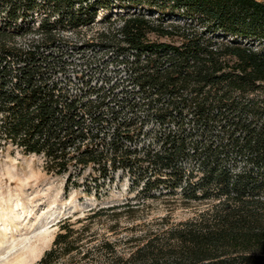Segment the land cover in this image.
Here are the masks:
<instances>
[{
    "label": "trees",
    "instance_id": "obj_1",
    "mask_svg": "<svg viewBox=\"0 0 264 264\" xmlns=\"http://www.w3.org/2000/svg\"><path fill=\"white\" fill-rule=\"evenodd\" d=\"M113 7L121 12L107 19L101 45L119 51L135 85L127 104L145 109L157 133H133L132 120L108 130L102 102L51 82L53 65L40 52L57 42L59 27L88 26ZM30 33L40 39L20 46L17 36ZM263 89L264 0H0V147L43 155L60 176L90 167L97 188L122 171L142 183V194L165 187L159 197L206 206L113 264H264ZM152 134L158 143L136 144ZM72 226L63 222L39 264L82 253L69 240Z\"/></svg>",
    "mask_w": 264,
    "mask_h": 264
},
{
    "label": "rangeland",
    "instance_id": "obj_2",
    "mask_svg": "<svg viewBox=\"0 0 264 264\" xmlns=\"http://www.w3.org/2000/svg\"><path fill=\"white\" fill-rule=\"evenodd\" d=\"M119 12L121 10L114 7L109 11L100 10L95 22L88 26L59 27L57 42L44 46L40 52L53 65L49 72L51 82L72 94L102 102V112L107 113L110 121L105 125L111 128L108 130L132 120L133 133L139 134L141 130L143 134L157 133L161 127L145 109L138 111L127 104L133 98L135 85L128 67L120 62L119 51L101 45L100 34L111 26L107 19L119 18ZM42 16L34 20L35 28L39 27ZM120 23L117 20L113 27ZM36 38L40 36L23 34L17 36L16 41L28 48L30 40ZM260 96L264 98V89ZM113 112L118 115L117 123L112 120ZM141 135L136 140L141 147L142 141L146 145L157 142L153 134ZM70 173L74 177L68 185ZM112 176V180H101L97 188L94 180L99 173L90 167L71 168L69 173L60 176L47 170L43 155L26 154L11 143L0 147V264L19 261L39 264L46 252L54 248L58 235L65 232L62 225L68 218L74 230L69 240L75 241L82 253L75 251L63 256L61 264H77L88 251L89 258L81 264H113L116 257H128L154 230L163 229L168 223L189 220L206 207L204 203H188L182 196L159 197L160 192L168 191L165 187L142 194V183H134L130 175L122 171ZM183 192L178 190L179 195ZM151 194L157 197L146 198ZM129 202L142 205L124 206ZM111 207L115 208L108 210ZM93 209L106 210L88 219ZM53 215L58 216V220L48 225ZM51 236L52 242L34 259L35 250L44 238ZM107 244L114 247V256L108 254Z\"/></svg>",
    "mask_w": 264,
    "mask_h": 264
},
{
    "label": "bare ground",
    "instance_id": "obj_3",
    "mask_svg": "<svg viewBox=\"0 0 264 264\" xmlns=\"http://www.w3.org/2000/svg\"><path fill=\"white\" fill-rule=\"evenodd\" d=\"M58 220V216L53 215L52 219L50 222H48V225H51L53 223H55ZM52 237H47L44 238V241L42 242V244L40 246H38V248L35 250V255H34V259L38 258L39 256H41L43 249L45 247H47L51 242H52ZM16 264H23L21 261H19ZM27 264H31V262H28Z\"/></svg>",
    "mask_w": 264,
    "mask_h": 264
}]
</instances>
